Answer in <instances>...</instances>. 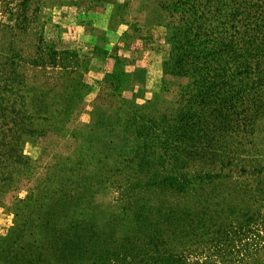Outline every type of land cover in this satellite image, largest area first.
I'll return each instance as SVG.
<instances>
[{"label":"rangeland","instance_id":"obj_1","mask_svg":"<svg viewBox=\"0 0 264 264\" xmlns=\"http://www.w3.org/2000/svg\"><path fill=\"white\" fill-rule=\"evenodd\" d=\"M165 1L0 0V73L5 72L13 85L42 91L41 98L49 106L58 99L55 94L69 90L67 85H88L79 102L74 98L78 104L60 129L55 123L47 124L40 136L23 143V156L30 159L27 168L7 161L0 170V264H60L59 249L38 228L48 218L44 194L50 195L48 202L53 204L57 198L51 196L58 186L54 176L65 177L66 185L75 179V173L86 178L91 187L80 191L89 211L120 210L124 202L115 199L120 190L116 183H122L123 177L114 171L116 162L112 166L110 160L107 164L102 159L86 161V166L77 165L79 171L70 172L66 157L73 160L79 146L82 150L87 146L82 139L86 125L94 120L93 110L112 112L123 98L135 103L155 100L161 112L173 117L178 114L179 95L186 94L192 121L199 116L201 122L187 130L193 139L190 149L205 156L183 158L184 169L189 173L214 169L223 174L206 182L199 195L188 191L181 198L164 192L159 199L188 205L204 216L202 225L206 226L215 221L212 213L217 209L226 213L229 207L233 212L229 220L264 213V85L196 89L186 85L183 76L163 74L161 64L170 52L165 24L173 17H167L170 12L163 13L160 21L153 17L162 12ZM173 16L177 18L176 13ZM5 40L10 41V49L3 54ZM52 49L57 51L55 62L46 58ZM64 50H73L74 55L67 57ZM210 154H214L212 160L207 159ZM223 154L227 157L219 156ZM88 163H94L97 171L112 170L92 180L87 170L94 168ZM23 198L22 204H30L24 215L17 210V200ZM213 200L218 206L211 205ZM15 211L22 216L17 217ZM56 219L53 221L61 224ZM245 264H264V246Z\"/></svg>","mask_w":264,"mask_h":264},{"label":"trees","instance_id":"obj_2","mask_svg":"<svg viewBox=\"0 0 264 264\" xmlns=\"http://www.w3.org/2000/svg\"><path fill=\"white\" fill-rule=\"evenodd\" d=\"M160 8L155 20L160 21L165 12L173 17L165 24L170 52L161 64L163 74L183 76L186 85L196 89L204 85H264V0H168ZM2 44L3 54L7 53L10 41ZM56 53L52 49L46 58L55 62ZM63 53L74 55L73 50ZM87 87L67 85L69 90L55 94L58 99L49 106L41 98L42 91L13 85L1 72L0 170L7 161L27 168L30 159L23 156V143L40 136L47 124L55 123L60 129L78 104L75 99L79 102ZM179 96L178 114L173 117L161 112L155 100L135 103L123 98L112 112L98 107L93 110L94 120L86 125L82 139L87 146L82 150L80 145L73 160L66 157V165L72 172L79 171L77 165L86 166V161L102 159L107 164L110 160L112 166L116 162L114 171L123 179L116 183L120 190L115 199L124 203L118 212L89 211L80 191L91 187L89 181L75 173V179H67L72 182L66 185L65 177L54 176L58 186L51 196L57 198L53 204L48 202L50 195L44 194L48 218L38 228L59 249L60 264H245L264 246V213L229 220L233 213L229 207L226 213L217 209L212 213L215 221L206 226L202 225L204 216L188 205L159 199L164 192L181 198L188 191L199 195L206 182L223 176L214 169L193 173L184 169L183 158L203 159L205 155L190 149L193 139L187 130L200 126V117L192 121L190 99L186 101L183 93ZM213 155L207 159L212 160ZM88 164L94 168L87 170L92 180L112 170L101 172L103 168L97 171L94 163ZM52 175L54 171L48 181ZM0 177L2 181L1 173ZM17 201V210L24 215L30 204H22L24 198ZM215 201L212 206H218ZM18 212L15 215L22 216Z\"/></svg>","mask_w":264,"mask_h":264}]
</instances>
